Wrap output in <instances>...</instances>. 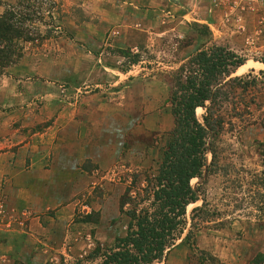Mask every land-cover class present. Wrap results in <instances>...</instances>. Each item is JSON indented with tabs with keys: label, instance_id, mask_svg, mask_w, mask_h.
<instances>
[{
	"label": "rangeland",
	"instance_id": "rangeland-1",
	"mask_svg": "<svg viewBox=\"0 0 264 264\" xmlns=\"http://www.w3.org/2000/svg\"><path fill=\"white\" fill-rule=\"evenodd\" d=\"M26 1L34 41L0 78V264H96L127 235L176 74L212 46L245 64L215 94L198 202L155 264H264V0Z\"/></svg>",
	"mask_w": 264,
	"mask_h": 264
},
{
	"label": "trees",
	"instance_id": "trees-1",
	"mask_svg": "<svg viewBox=\"0 0 264 264\" xmlns=\"http://www.w3.org/2000/svg\"><path fill=\"white\" fill-rule=\"evenodd\" d=\"M17 2L0 16V78L23 58V45L34 41L25 35V21H18L27 1ZM244 64L227 48L212 46L179 68L170 100L174 128L158 175L142 190L135 210L127 212L131 221L127 235L101 254H92L95 260L99 258L96 264H155L175 246L186 226L188 207L199 199L200 191L191 182L204 177L210 133L218 127L215 94ZM208 102L210 107H206ZM201 108L206 109L203 123L197 115Z\"/></svg>",
	"mask_w": 264,
	"mask_h": 264
},
{
	"label": "built area",
	"instance_id": "built-area-1",
	"mask_svg": "<svg viewBox=\"0 0 264 264\" xmlns=\"http://www.w3.org/2000/svg\"><path fill=\"white\" fill-rule=\"evenodd\" d=\"M233 1H238V0H233Z\"/></svg>",
	"mask_w": 264,
	"mask_h": 264
},
{
	"label": "crops",
	"instance_id": "crops-1",
	"mask_svg": "<svg viewBox=\"0 0 264 264\" xmlns=\"http://www.w3.org/2000/svg\"><path fill=\"white\" fill-rule=\"evenodd\" d=\"M29 194V193H28Z\"/></svg>",
	"mask_w": 264,
	"mask_h": 264
}]
</instances>
